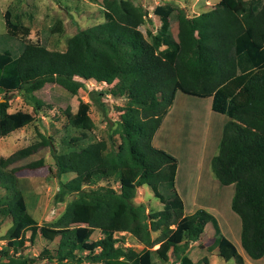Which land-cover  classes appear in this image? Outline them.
<instances>
[{"label": "trees", "instance_id": "obj_1", "mask_svg": "<svg viewBox=\"0 0 264 264\" xmlns=\"http://www.w3.org/2000/svg\"><path fill=\"white\" fill-rule=\"evenodd\" d=\"M98 1L104 20L79 28L67 38L64 50L33 41L24 42L17 55L8 48L0 50V135L35 117L28 110H8L10 95L16 90L35 109L41 104L34 91L46 82L58 83L75 94L92 78L111 85L92 90V100L99 102L103 93L126 97L116 130L117 145L101 138L58 150L51 136L39 133L40 139L0 155V186L12 191L0 205L3 214L12 216L5 232L6 245L0 246V264H36L40 258L45 259L42 264L54 260L55 264H155L154 253L167 260L170 249L179 264H195L185 253L187 242L182 239L185 235L188 242L202 237L208 221L214 226L218 254L235 264H247L213 214L201 207L183 213L175 181L177 158L153 144V135L178 89L211 96L212 109L228 116L211 166L221 183H234L231 206L241 217L243 249L264 260V0H219L195 15L167 1L153 9L160 17L159 27L145 34L139 26L148 19L147 10L140 3ZM3 16L10 32L29 33V26L15 21L16 14L9 7ZM61 25L58 21L57 29ZM89 107V101L82 99L76 111L67 105L68 122L81 129L92 128ZM80 137L72 136L71 142ZM46 145L57 175L74 172L59 181L57 198L78 193L49 222L60 229L38 225L17 182L19 166L13 165ZM43 161L40 157L25 166L37 167ZM109 178L119 183L118 188L97 183ZM142 185L151 187L161 208L149 211L144 201L135 199ZM94 229L102 233L93 240L98 249L83 253L84 242ZM119 231L129 232L143 247L136 250L124 245V233L116 235ZM38 232L56 239L54 248L44 246L36 255L22 253Z\"/></svg>", "mask_w": 264, "mask_h": 264}, {"label": "rangeland", "instance_id": "obj_2", "mask_svg": "<svg viewBox=\"0 0 264 264\" xmlns=\"http://www.w3.org/2000/svg\"><path fill=\"white\" fill-rule=\"evenodd\" d=\"M132 1L141 3L152 13V6L164 0ZM7 7L12 10L13 15L16 14L15 21L29 26L28 34H23L21 30L17 33L9 31L3 16ZM103 20L102 7L98 0H0V50L8 48L17 55L26 41L43 43L51 49L64 50L67 38L79 28H85ZM58 21L62 24L60 29H57ZM146 26H148L147 22L139 26L144 34ZM173 29L176 34V25ZM107 87L111 85L87 79L84 81V86L80 87L75 94H71L58 83L46 82L34 91L37 101L41 104L38 109L33 108V103L27 100L21 90H16L10 95L8 110L13 111L17 108L28 110L35 117L31 122L8 134L0 135V155L7 156L16 149L40 139L39 133L51 136L53 145L58 150L79 147L88 141L101 138L117 145L120 137L116 130L126 97L103 93L99 96V102L90 97L92 90L98 91L100 88ZM80 99L90 103L88 113L94 122V126L90 129L71 125L65 115V107L69 105L72 111H76ZM208 99L209 97H200L178 89L169 121L164 124L166 130L161 137L153 139V144L167 150L177 158L175 181L177 191L183 199V213L190 214L197 208H204L217 218L222 232L243 253L247 264H264L263 257L249 256L240 243L241 217L231 206L234 184L221 183L211 166V157L219 151L221 135L219 122L223 116L210 115L209 111L213 109L211 107L210 110L208 109ZM72 136L81 137L71 142ZM40 157L44 160L42 165L25 166L28 161ZM13 165L19 166L15 172L17 182L26 199L28 210L38 225L48 229H60L51 226L49 222L56 219L66 204L75 199L78 193H67L62 200H59L56 191L59 181L69 179L74 172L57 175L56 165L48 145L13 162ZM97 183L108 184L115 188L119 186V183L111 178ZM143 186L138 187L135 199L144 201L149 211L161 208L162 203L153 196L151 187ZM11 195V190L0 186V205L5 204L6 198ZM11 224V214H3L0 211V246L6 245L5 232ZM169 227H174V224H170ZM214 231L213 223L208 221L202 232V236L206 237L188 242L185 235L182 241L187 242L186 248L189 255L196 259L198 264H234L233 259L224 262L223 257L216 254L217 243ZM29 232L28 230L26 234ZM121 234L124 236V245H131L136 250L143 247V243L129 232H116V235ZM101 235L98 229H94L91 236L84 242L83 253L91 249L97 250V247H93V240ZM153 235H156V232ZM55 242L56 239L49 240L38 232L34 241H27L21 252L36 255L44 246L54 248ZM157 245L156 243L151 248ZM168 251L172 259L171 249ZM153 256L160 261L158 264H170L156 253ZM44 261L45 259L40 258L36 264H42ZM55 263L54 260L52 264Z\"/></svg>", "mask_w": 264, "mask_h": 264}, {"label": "crops", "instance_id": "obj_3", "mask_svg": "<svg viewBox=\"0 0 264 264\" xmlns=\"http://www.w3.org/2000/svg\"><path fill=\"white\" fill-rule=\"evenodd\" d=\"M167 1H171V2H173L175 5H178V6H180V7H183V9L185 10V12H186L187 15H195V14H198L199 12H201V11H205V10L210 9V8L213 7V6L216 4V2L219 1V0H164V1H162V2H160V1L157 2L156 4H154V5L152 6V13L149 12V11L144 7V5H142V4L140 3V4H141V5L147 10V16H146V17H148V19H147L144 23L147 22L148 26L145 27V30H144V31H146V30L148 29V30H151L152 32H155V31L157 30V28H158L159 25H160V21H161V20H160L159 15H158L157 13H155V12L153 11V9H154L155 5H157V4H161V3H164V2H167ZM144 23H142V24H144ZM174 25H176V24H175V23L172 24L171 32H172L173 35L175 36V34H174V29H173ZM160 47H161V48L165 47V44H162ZM90 79H92V78H90ZM93 80H94V79H93ZM176 92H177V91H176ZM175 97H176V94H175ZM175 97H174L173 103L169 106L167 112L164 114V116H163V118H162V121H161V124H160L159 127L156 129V131H155V133H154V135H153L152 141H153V139H156V137H161L163 131L166 130L164 124H165V122H168V121H169V118H170V115H171V112H172L171 110H172V107L174 106ZM200 97H201V96H200ZM208 97H209V99H208V109H209V108L211 107V96H208ZM211 108H212V107H211ZM209 110H210V109H209ZM209 112H210V115H212V116H218L217 114H219V116H223L221 122H219V123H220V132H221V134H222V127H223L225 121L227 120L228 116H227L226 114H225V115H222V114H224V113L217 112V111H215V110H213V111H209ZM220 114H221V115H220ZM172 124H173V123H172ZM170 128H172V127H170ZM220 138H221V135H220ZM177 168H178V167H177ZM229 184H230V183H229ZM232 184H234V183H232ZM142 186H143V185H142ZM139 187H141V186H139ZM143 187H145V186H143ZM233 192H234V190H233ZM121 232H127V231H121ZM100 233H101V232H100ZM101 234H102V233H101ZM204 236H205V235H204ZM204 236H202V237L204 238ZM205 237H206V236H205ZM240 243H241V242H240ZM235 246H236V245H235ZM216 248H217V245H216ZM236 248H237V247H236ZM237 250H238V248H237ZM238 251H239V250H238ZM239 252L241 253V251H239ZM185 253L188 254V256H189V257L195 262V264H198V261H197L196 259H194L193 257H191V255H189L188 248L185 249ZM216 254H218V251H217ZM241 254H242V256H243L244 261L246 262L243 253H241ZM172 255H173V254H172ZM171 257H172V256L170 255V252L168 251V259L165 260V261L168 262V263H170V264H172V263L179 264V263H180L179 260H177L176 258L174 259V256H173L172 259H171ZM223 259H224V258H223ZM230 259H231V258H230ZM227 260H229V259H227ZM227 260L224 259V262H226ZM154 261H155V264H158V262H160L158 259H154ZM233 261H234V260H233ZM166 262H165V263H166ZM126 264H129V263L126 262ZM163 264H164V263H163ZM234 264H235V262H234Z\"/></svg>", "mask_w": 264, "mask_h": 264}, {"label": "built area", "instance_id": "obj_4", "mask_svg": "<svg viewBox=\"0 0 264 264\" xmlns=\"http://www.w3.org/2000/svg\"><path fill=\"white\" fill-rule=\"evenodd\" d=\"M95 82H97V81H95ZM102 83H104V84H106V82L105 81H101Z\"/></svg>", "mask_w": 264, "mask_h": 264}]
</instances>
